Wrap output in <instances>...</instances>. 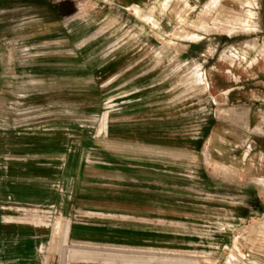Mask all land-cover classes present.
I'll list each match as a JSON object with an SVG mask.
<instances>
[{
  "label": "rangeland",
  "instance_id": "1",
  "mask_svg": "<svg viewBox=\"0 0 264 264\" xmlns=\"http://www.w3.org/2000/svg\"><path fill=\"white\" fill-rule=\"evenodd\" d=\"M117 123L181 145L171 152L187 157L157 168L196 171L182 217L152 227L182 241L151 249L150 264H264V0H0L7 260L35 249L45 263L44 250L66 248L51 237L66 227L36 209L46 183L31 179L62 166L45 156L50 141L107 137ZM245 123L246 175L230 131Z\"/></svg>",
  "mask_w": 264,
  "mask_h": 264
},
{
  "label": "crops",
  "instance_id": "2",
  "mask_svg": "<svg viewBox=\"0 0 264 264\" xmlns=\"http://www.w3.org/2000/svg\"><path fill=\"white\" fill-rule=\"evenodd\" d=\"M215 96H222L224 102L230 98L224 91ZM246 97L245 88H240L239 100ZM241 104L246 105L239 101V107ZM113 128L107 137L50 141L48 145L53 148L45 156L62 159V166L55 163L45 171H37L31 179L46 183L41 187L46 197L36 202V209L45 213V219L54 221L53 225L66 227L65 236H51L65 242L66 248L53 246L44 250L48 258L45 263V256L38 255L41 250L36 253L30 249L29 253L21 252L14 255V260H7L2 249V264H150L151 249L162 247L161 242L182 241L181 235L152 228L182 217L176 213L182 208L181 195L192 190L188 183L196 177V171L159 169L152 164L175 161L173 156L187 157L171 152L182 150L181 145L167 139L156 140L141 127L117 123ZM230 131L239 141L233 148L239 150V172L246 175L247 124L242 133ZM212 141L213 138L209 143ZM152 149L164 154L155 156ZM189 156L198 162V152ZM206 177L209 179V172ZM3 210L6 205L0 204V214ZM5 225V218L0 219V227ZM25 236L33 241H43L45 237Z\"/></svg>",
  "mask_w": 264,
  "mask_h": 264
}]
</instances>
